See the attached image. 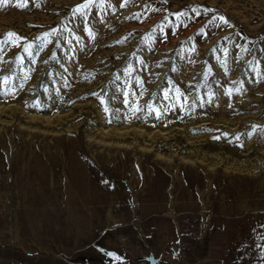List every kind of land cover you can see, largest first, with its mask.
<instances>
[{"label":"rangeland","instance_id":"obj_1","mask_svg":"<svg viewBox=\"0 0 264 264\" xmlns=\"http://www.w3.org/2000/svg\"><path fill=\"white\" fill-rule=\"evenodd\" d=\"M84 3L0 0V264H264V0Z\"/></svg>","mask_w":264,"mask_h":264},{"label":"snow or ice","instance_id":"obj_2","mask_svg":"<svg viewBox=\"0 0 264 264\" xmlns=\"http://www.w3.org/2000/svg\"><path fill=\"white\" fill-rule=\"evenodd\" d=\"M94 2H95V0H92V3H94ZM92 3H84V4L80 5V6H78L76 9L73 10V15L79 14V15L82 16L85 20H87L88 13L85 12L84 10H85V9H88V10L90 11V10H91V7H92ZM96 6H97V7H102V4H98V5H96ZM121 6H123V5H121ZM193 11L196 12V15H199V14H200L196 9H193ZM207 11H211V10L205 9V12H207ZM175 15H176V17H177V21H178V23L175 25V27H179V23L182 22V21H180V17L187 15V13H183V12H182V13H177V14H175ZM220 19L223 20V17H221ZM224 22L226 23V21H224ZM169 23H171V22H169ZM185 26H186V25H185ZM86 30L88 31L89 35H93V33L91 32L90 29H86ZM161 31L163 32V28H161ZM55 32H56V30L54 29L52 33H45V34H44V37H48V36L54 35ZM201 32H203V29H201ZM6 36H7V39H9V40H13V38H15V39L13 40V42H15V40H19V39H21L20 37L16 36L15 33H11V32H10V33H7ZM77 39H79V38L77 37ZM37 40H38V41H41V44H40V50H42L43 47L46 46L47 43H51V40H41L40 37H37ZM2 43H3V42H0V46H2ZM34 47H35V44H28V45L25 46V48H24V52L27 53V55H28L29 57H31V56H32V51H31V50H32ZM193 50H194V49H193ZM17 61H18V62H22V61H23V57H17ZM34 62H35V61L33 60V63H34ZM4 79H5L6 81L8 80L7 77H5ZM25 79H27V74L25 75ZM137 81L140 82V81H139V78H137ZM140 83H142V82H140ZM20 87H23V84H21ZM237 91H239V89H237ZM177 92H179L178 89H177ZM228 94H231V90H229ZM125 95H127V94H125ZM125 103H127V100H125ZM149 107L151 108L152 105H149ZM107 110H108V109H107V107H106V108H105V111H107ZM136 110H138V109H136ZM256 130H257V126H253V131L250 132V133H248V135H252L253 132H255ZM261 134L264 135V130H261ZM237 139H239V137H237ZM108 255H114V254H113V253H108Z\"/></svg>","mask_w":264,"mask_h":264},{"label":"water","instance_id":"obj_3","mask_svg":"<svg viewBox=\"0 0 264 264\" xmlns=\"http://www.w3.org/2000/svg\"><path fill=\"white\" fill-rule=\"evenodd\" d=\"M150 259H151V262H152V263H153V262H154V260H155L154 258H150Z\"/></svg>","mask_w":264,"mask_h":264}]
</instances>
